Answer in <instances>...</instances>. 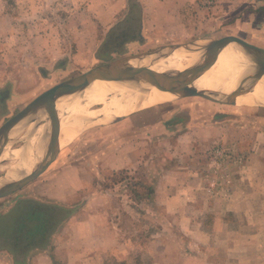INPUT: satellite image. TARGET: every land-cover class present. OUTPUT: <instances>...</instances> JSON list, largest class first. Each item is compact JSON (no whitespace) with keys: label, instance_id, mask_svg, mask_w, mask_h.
<instances>
[{"label":"rangeland","instance_id":"rangeland-1","mask_svg":"<svg viewBox=\"0 0 264 264\" xmlns=\"http://www.w3.org/2000/svg\"><path fill=\"white\" fill-rule=\"evenodd\" d=\"M212 2L203 0L197 10L180 8L166 25L163 20L157 24V18L164 16L162 9L143 7L140 0H0V114H7L0 117V126L44 91L106 62L209 36L236 34L246 39L235 24L245 18L246 8L231 12L216 9ZM144 12L149 14L153 39L143 34ZM225 14L230 15L221 17ZM217 16L220 20L212 24ZM99 53L111 60L97 59ZM102 108L95 105L90 109ZM213 119L226 124L214 127ZM25 145L12 147L14 155ZM117 156L132 168L105 173L104 162ZM186 168L199 173L202 190L210 198H225L233 186L229 181L237 184L264 178V108L179 97L140 109L120 122L77 133L27 188L43 198L72 202L77 209L85 208L88 195L105 190L108 211H121L116 238L120 244L108 252L107 264H147L148 247L160 232L158 226L165 225L161 216L165 209L151 198L152 181L157 183L164 175ZM91 179L95 182L90 183ZM21 198L18 204L26 203ZM113 229L112 237L107 234L108 242L114 237Z\"/></svg>","mask_w":264,"mask_h":264},{"label":"crops","instance_id":"crops-1","mask_svg":"<svg viewBox=\"0 0 264 264\" xmlns=\"http://www.w3.org/2000/svg\"><path fill=\"white\" fill-rule=\"evenodd\" d=\"M140 1L143 2V7L153 6L162 9L164 16L157 18V24L163 20L169 25L180 8L192 7L197 10L201 8L203 0ZM211 1H215L212 4H216V9H230L234 12L237 8H246L245 18L235 24L242 29L247 39L243 38L245 41L264 49V0ZM215 14L219 16L217 11ZM143 15V34L146 39H153L154 35L149 36L148 26L151 24L148 20L149 14L144 12ZM229 15L225 14L221 17L225 18ZM218 16L212 20V24L216 19L220 20ZM236 28L233 30L237 31ZM248 35L251 40L247 38ZM6 115L0 114V117ZM203 118L204 115H202V123H204ZM207 118L210 120L209 116ZM213 120L216 122L214 121L212 126L217 128L220 123L223 126L226 124L217 119ZM249 147L251 148L250 145ZM130 156L136 160V156ZM130 165L117 156L113 161H105L102 167L105 173H109L128 170L129 167L132 168ZM89 182L95 181L91 179ZM155 183L156 181H152L151 198L152 201H158V204L165 209L161 215L165 225L158 226L160 232L153 237L151 248L148 247L147 264H264L263 176L248 181L244 179L237 184L229 181L228 184L233 186L230 187L225 198H210L205 195L199 173L196 170L190 171L189 168L170 172L158 180L156 186ZM27 186L26 190L24 187L13 195L0 199V264L108 263V252L115 250L120 244L116 238L119 237L118 230L121 229L120 223H117L121 220L118 218L121 216V211L119 209L108 211L109 197L105 192L95 194L93 191L94 195L85 198L86 204L82 206L85 208L77 209L74 203L68 204L61 201L63 199H58L59 197L48 199L38 196ZM77 192L82 194L83 191L79 189ZM19 197H22L21 199H24L22 201L26 203L18 204ZM95 200L97 202L92 204ZM34 202L50 208H63L66 216L51 234L45 248L34 247L29 251L23 249V245L22 250L15 248L12 245L14 240L11 231L20 221L23 211H35L38 208ZM50 208L47 211L52 210ZM70 208L73 211H69ZM112 229L114 237L108 242L106 237H112ZM115 255L117 256V253Z\"/></svg>","mask_w":264,"mask_h":264},{"label":"water","instance_id":"water-1","mask_svg":"<svg viewBox=\"0 0 264 264\" xmlns=\"http://www.w3.org/2000/svg\"><path fill=\"white\" fill-rule=\"evenodd\" d=\"M232 44L241 49L252 65L250 74L242 78L238 88L231 94L221 96L216 92L200 91L194 87V83L198 77L211 69L215 65L220 53ZM175 52L200 53L203 59L202 64L196 68L184 69L182 71L164 68L161 73L146 66L134 67L131 65L132 61H141L144 58L163 61ZM263 77L264 49L234 34L209 36L196 39L189 43L161 46L141 54L106 62L90 69L78 77L63 81L44 91L23 110L2 125L0 127V166L5 164V160L2 156L6 152V149L8 147H14L16 144L23 143L25 139L33 137L37 128L44 120H46L44 123V137L50 126L52 133L51 141H58L61 120L56 108L57 102L64 98L70 100L74 96L81 94L96 81L115 82L124 86L127 85L134 88L133 90H137L138 93L141 91L147 93L154 89L161 92H170L176 96L175 98L198 97L219 105L245 106L239 104L240 97L249 94L251 91V84L261 80ZM249 107L264 108V103L254 101V105ZM126 116L111 118L104 123L120 122L125 119ZM104 123L85 122L69 125L79 133L95 126H102ZM59 153L60 150L56 149L54 161ZM53 162H41L32 173L22 174L16 182L1 188L0 199L13 195L37 180Z\"/></svg>","mask_w":264,"mask_h":264},{"label":"bare ground","instance_id":"bare-ground-1","mask_svg":"<svg viewBox=\"0 0 264 264\" xmlns=\"http://www.w3.org/2000/svg\"><path fill=\"white\" fill-rule=\"evenodd\" d=\"M202 61L200 53L175 52L163 61L144 58L141 61H132L131 65L134 67L146 66L161 73L164 68L179 71L193 69L201 65ZM251 66L248 57L241 49L232 44L220 53L211 69L198 77L194 87L200 91L216 92L221 96H226L238 88L243 77L250 74ZM251 85L250 93L240 97L239 104L252 106L254 101L264 103V77ZM133 89L130 86L115 82L96 81L81 94L70 100L68 98L59 100L56 104L61 120L59 140L56 142L51 141L50 126L44 137L45 120L37 128L33 137L24 140L26 145L18 149V155H14L16 153L15 149L8 147L2 158L5 160V164L9 162L10 165L2 164L0 166V171L4 170V174L0 175V189L16 182L20 175L32 173L41 162H53L56 149L61 150L77 134L76 130L70 125L85 122H105L111 118L130 115L140 109L173 101L176 97L165 91L152 89L147 93L143 91L138 93L137 90ZM95 105H102L103 108L101 110H91L90 108ZM21 155L24 157L21 160L17 162L10 161Z\"/></svg>","mask_w":264,"mask_h":264},{"label":"trees","instance_id":"trees-1","mask_svg":"<svg viewBox=\"0 0 264 264\" xmlns=\"http://www.w3.org/2000/svg\"><path fill=\"white\" fill-rule=\"evenodd\" d=\"M135 40L140 41L138 39ZM109 58V56H104L100 53L97 55V59L102 61H110L111 59ZM183 121H185V119ZM175 122L184 123L180 121ZM104 192L105 190H103V193ZM36 205L46 211H36V209L35 211L22 212L23 215L20 218V221L15 225L13 231H11L14 240L12 245L15 246V248L17 247L21 249L22 245L23 249H26L27 251L34 247L45 248L49 242L51 234L66 216L65 209L63 208H50L39 203H36ZM48 208L52 210L47 211ZM55 211L57 212L55 213ZM33 223L34 225H31Z\"/></svg>","mask_w":264,"mask_h":264},{"label":"built area","instance_id":"built-area-1","mask_svg":"<svg viewBox=\"0 0 264 264\" xmlns=\"http://www.w3.org/2000/svg\"><path fill=\"white\" fill-rule=\"evenodd\" d=\"M209 1H211V0H209ZM211 3V2H210Z\"/></svg>","mask_w":264,"mask_h":264}]
</instances>
